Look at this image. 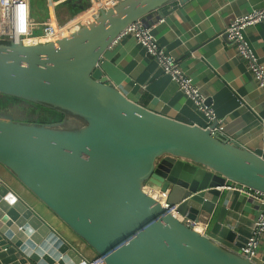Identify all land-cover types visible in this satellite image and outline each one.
<instances>
[{"label": "water", "instance_id": "obj_1", "mask_svg": "<svg viewBox=\"0 0 264 264\" xmlns=\"http://www.w3.org/2000/svg\"><path fill=\"white\" fill-rule=\"evenodd\" d=\"M174 1L187 0H122L57 42L0 41V93L65 113L62 122L39 123L6 110L0 164L106 264H259L237 252L248 237L225 222L220 188L235 182L264 192V157L130 99L101 69L129 24H149ZM70 117L83 123L66 128ZM147 185L168 191L169 203L208 224V233L180 221ZM94 258L0 183V264H89Z\"/></svg>", "mask_w": 264, "mask_h": 264}, {"label": "crops", "instance_id": "obj_2", "mask_svg": "<svg viewBox=\"0 0 264 264\" xmlns=\"http://www.w3.org/2000/svg\"><path fill=\"white\" fill-rule=\"evenodd\" d=\"M46 1L45 17L39 21L49 16L50 1L61 22L80 14L88 6L87 0ZM262 6L264 0L174 1L154 12L148 22L159 43L175 56L214 107L218 119L225 125V135L264 157V91L238 54L234 42L220 35L236 16ZM245 35L264 64V21L249 26ZM101 69L109 82L130 99L156 112L206 127V117L197 111L191 98L133 36L123 37L107 49ZM0 183L26 201L83 255L89 259L96 256L90 246L1 164ZM220 189L224 191L222 197L227 209L225 222L238 234L249 237L260 204L236 189ZM258 262L264 264V237Z\"/></svg>", "mask_w": 264, "mask_h": 264}, {"label": "built area", "instance_id": "obj_3", "mask_svg": "<svg viewBox=\"0 0 264 264\" xmlns=\"http://www.w3.org/2000/svg\"><path fill=\"white\" fill-rule=\"evenodd\" d=\"M121 1L87 0L88 6L83 12L69 18L65 22H61L53 10V3L51 1L49 2V16L39 21L32 14L31 0H0V41H14L24 44L57 42L62 38L70 36L81 27L95 22L102 10H110ZM262 21H264V6L236 16L225 29L224 34L227 39L234 42L238 54L243 57L248 69L257 80L258 86L264 91V64L254 52L245 35V31L249 26ZM37 29H41L42 33L36 35L35 31ZM126 36H133L147 53L155 57L164 73L169 75L178 84L181 91L191 98L197 111L206 117V127L210 128L214 133L225 135V125L218 119L214 107L208 103L207 97L202 94L200 87L194 83L193 78L181 68L175 56L159 43L153 32V26L139 19L129 24L113 44ZM31 40H33V43H28ZM242 104L244 103L242 102ZM214 123L216 125L212 127ZM227 187L246 194L260 204L259 215L253 225L248 241L244 247L237 249V252L261 264L258 261L260 245L264 237V192L235 182H232V185H228L225 188ZM145 188H148L147 190L150 193L154 192L153 197L158 199L162 206L167 208L180 221L185 222L188 226L193 227L201 233H208V224L187 218L177 211V205L169 203L168 191L154 189L148 185ZM214 241L219 242L218 239H214ZM89 264H106V262L103 256H99L90 260Z\"/></svg>", "mask_w": 264, "mask_h": 264}, {"label": "trees", "instance_id": "obj_4", "mask_svg": "<svg viewBox=\"0 0 264 264\" xmlns=\"http://www.w3.org/2000/svg\"><path fill=\"white\" fill-rule=\"evenodd\" d=\"M33 2V0H31ZM39 5H45L44 0H37ZM47 9V6H45ZM32 8H33V3H32ZM32 14L34 15V11L32 9ZM16 103H29L27 101H24L23 99L9 96V95H4L0 93V116L3 115L5 112V109H10L13 107ZM32 106V109H30L33 114V118L35 121H38L39 123H57V122H62L65 119V113L56 110V109H51L48 107H44L38 104L30 103ZM70 118H75L76 117H70Z\"/></svg>", "mask_w": 264, "mask_h": 264}, {"label": "rangeland", "instance_id": "obj_5", "mask_svg": "<svg viewBox=\"0 0 264 264\" xmlns=\"http://www.w3.org/2000/svg\"><path fill=\"white\" fill-rule=\"evenodd\" d=\"M33 11H34V15L36 17L37 20H41L45 17V12H46V7L47 6V1L44 0L45 5H39L37 0H33ZM42 30L41 29H37L35 31V34H41ZM39 105V104H38ZM42 106V105H41ZM32 109V106L30 103H25V104H20V103H16L13 107H11L10 109H5L4 111H14L16 114H20L23 115L25 117L26 120L29 119L30 116H32L33 112L30 110ZM0 110H2V108H0ZM83 122L81 120L75 119V118H69L67 120V122L64 124V126L66 128L69 127H74V126H78L81 125ZM221 240V239H219Z\"/></svg>", "mask_w": 264, "mask_h": 264}, {"label": "bare ground", "instance_id": "obj_6", "mask_svg": "<svg viewBox=\"0 0 264 264\" xmlns=\"http://www.w3.org/2000/svg\"><path fill=\"white\" fill-rule=\"evenodd\" d=\"M28 43H33V40H31V41H28ZM148 188H144V190L146 191V192H148V193H150L149 192V190H147ZM152 196H154V192H152V193H150Z\"/></svg>", "mask_w": 264, "mask_h": 264}, {"label": "flooded vegetation", "instance_id": "obj_7", "mask_svg": "<svg viewBox=\"0 0 264 264\" xmlns=\"http://www.w3.org/2000/svg\"><path fill=\"white\" fill-rule=\"evenodd\" d=\"M20 104H25V103H20ZM31 117H33V116H30L29 119H30ZM33 120H34V118H33ZM34 121H35V120H34Z\"/></svg>", "mask_w": 264, "mask_h": 264}]
</instances>
